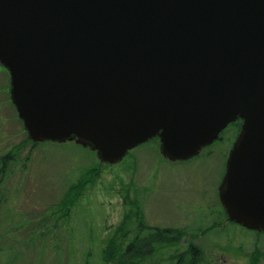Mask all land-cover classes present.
<instances>
[{"label": "water", "instance_id": "obj_1", "mask_svg": "<svg viewBox=\"0 0 264 264\" xmlns=\"http://www.w3.org/2000/svg\"><path fill=\"white\" fill-rule=\"evenodd\" d=\"M0 64L35 143L188 161L241 120L219 200L264 233V0H0Z\"/></svg>", "mask_w": 264, "mask_h": 264}, {"label": "rangeland", "instance_id": "obj_2", "mask_svg": "<svg viewBox=\"0 0 264 264\" xmlns=\"http://www.w3.org/2000/svg\"><path fill=\"white\" fill-rule=\"evenodd\" d=\"M237 132L228 126L181 162L166 159L156 139L115 165L74 141L33 147L0 64V158L15 159L0 189V264H117L104 259L111 242L129 264H189L190 245L202 252L199 264H264V233L230 222L219 200ZM83 179L81 193H70ZM165 229L184 236L170 246L169 234L157 235Z\"/></svg>", "mask_w": 264, "mask_h": 264}, {"label": "trees", "instance_id": "obj_3", "mask_svg": "<svg viewBox=\"0 0 264 264\" xmlns=\"http://www.w3.org/2000/svg\"><path fill=\"white\" fill-rule=\"evenodd\" d=\"M156 140H158V138H156ZM27 141L29 143H32L33 147H36L38 144L40 143H35L33 141H31V139L29 137H27ZM159 141V140H158ZM14 157H13V153H7L5 154L3 157L0 158V189H1V184L8 172V169H9V166L14 162ZM91 173H89L90 175ZM96 174V173H95ZM86 182L84 181V179L82 181H80V183H78L76 185V187H71L70 188V193H73L75 189H77L80 193H81V190L83 189L84 187V184ZM81 188V189H80ZM70 195V194H69ZM67 195L66 196V199H65V204H68V206H72L75 204V199L74 198H71V196ZM67 202V203H66ZM119 231V230H118ZM122 231V230H120ZM170 235V240H169V245L170 246H176V244L183 238L184 236V232L181 230H173V229H165V230H158V233L157 235H161V236H164L165 240L167 239V235ZM135 246V243H131L129 244V246L127 247V251H130L133 247ZM116 244L114 242H111L109 247H108V250H106L104 252V259L106 262H109V263H112V262H115V260L117 259V264H129L128 260L124 258H126V256L124 257H119L117 255V250H116ZM146 249V248H145ZM141 249L140 252L138 254H143L145 251ZM201 250L194 246V245H190L189 246V249L186 253L187 256H191V260L192 262L189 263V264H199V259H197L198 256L201 255Z\"/></svg>", "mask_w": 264, "mask_h": 264}, {"label": "flooded vegetation", "instance_id": "obj_4", "mask_svg": "<svg viewBox=\"0 0 264 264\" xmlns=\"http://www.w3.org/2000/svg\"><path fill=\"white\" fill-rule=\"evenodd\" d=\"M242 123H243V122H242L241 120H238L237 122H235V123L229 125V126H236V127L238 128L237 137H236L235 140H237V138H238V136H239V133H240V130H241V126H242ZM223 132H224V131H223ZM223 132H222V133H223ZM222 133H221V134H222ZM219 140H221V135H220Z\"/></svg>", "mask_w": 264, "mask_h": 264}]
</instances>
